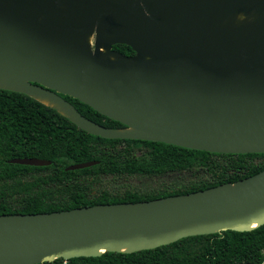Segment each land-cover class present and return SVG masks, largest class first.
I'll return each instance as SVG.
<instances>
[{
	"label": "water",
	"instance_id": "obj_1",
	"mask_svg": "<svg viewBox=\"0 0 264 264\" xmlns=\"http://www.w3.org/2000/svg\"><path fill=\"white\" fill-rule=\"evenodd\" d=\"M0 89L104 138L263 153L264 0H0ZM63 95L124 127L92 121ZM263 224L264 169L151 200L0 214V264L132 253Z\"/></svg>",
	"mask_w": 264,
	"mask_h": 264
},
{
	"label": "trees",
	"instance_id": "obj_2",
	"mask_svg": "<svg viewBox=\"0 0 264 264\" xmlns=\"http://www.w3.org/2000/svg\"><path fill=\"white\" fill-rule=\"evenodd\" d=\"M112 49L134 52L125 44ZM85 117L124 127L85 103L63 95ZM38 158L50 164L11 162ZM95 161L84 168L71 164ZM264 169L263 153H218L163 142L104 138L76 126L56 109L0 89V214L67 210L98 203L151 200L233 182ZM135 179L137 182H135ZM264 224L179 239L132 253L58 258L41 264H262Z\"/></svg>",
	"mask_w": 264,
	"mask_h": 264
},
{
	"label": "rangeland",
	"instance_id": "obj_3",
	"mask_svg": "<svg viewBox=\"0 0 264 264\" xmlns=\"http://www.w3.org/2000/svg\"><path fill=\"white\" fill-rule=\"evenodd\" d=\"M135 182H137V181H136V179H135ZM262 264H264V261H263V263H262Z\"/></svg>",
	"mask_w": 264,
	"mask_h": 264
},
{
	"label": "bare ground",
	"instance_id": "obj_4",
	"mask_svg": "<svg viewBox=\"0 0 264 264\" xmlns=\"http://www.w3.org/2000/svg\"><path fill=\"white\" fill-rule=\"evenodd\" d=\"M45 103H47L46 101H44Z\"/></svg>",
	"mask_w": 264,
	"mask_h": 264
}]
</instances>
